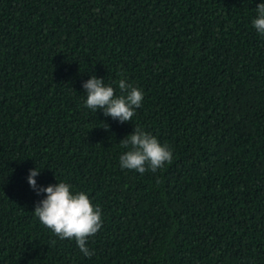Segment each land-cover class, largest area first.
Instances as JSON below:
<instances>
[{
	"label": "trees",
	"instance_id": "trees-1",
	"mask_svg": "<svg viewBox=\"0 0 264 264\" xmlns=\"http://www.w3.org/2000/svg\"><path fill=\"white\" fill-rule=\"evenodd\" d=\"M260 3L0 0V264H264ZM91 76L144 92L131 121L85 106ZM136 127L171 163L120 167ZM35 167L100 207L91 257L33 214Z\"/></svg>",
	"mask_w": 264,
	"mask_h": 264
},
{
	"label": "clouds",
	"instance_id": "clouds-1",
	"mask_svg": "<svg viewBox=\"0 0 264 264\" xmlns=\"http://www.w3.org/2000/svg\"><path fill=\"white\" fill-rule=\"evenodd\" d=\"M255 30L264 35V3L256 6V17L252 20ZM121 95H115L111 85H105L103 79L91 76L83 83L86 92L85 106L94 112L102 110L103 115L129 122L142 104L144 92L121 79L118 82ZM105 130L108 126L104 124ZM127 149L120 157L122 169L135 170L140 174L146 171L155 173L166 163L172 161V151L166 144H161L157 137L136 127L134 131L120 141ZM36 167L29 170L27 183L37 195L45 197L36 203L33 214L39 221L51 229L60 239H75L81 253L91 257L94 252L87 247L88 237L95 235L102 227L101 209L93 207L84 192L72 193L70 184L63 181L46 187L38 186L35 177L39 175Z\"/></svg>",
	"mask_w": 264,
	"mask_h": 264
}]
</instances>
